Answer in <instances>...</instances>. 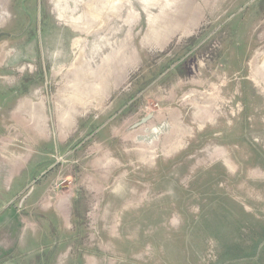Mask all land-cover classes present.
<instances>
[{"label": "rangeland", "instance_id": "374dc122", "mask_svg": "<svg viewBox=\"0 0 264 264\" xmlns=\"http://www.w3.org/2000/svg\"><path fill=\"white\" fill-rule=\"evenodd\" d=\"M0 264H264V0H0Z\"/></svg>", "mask_w": 264, "mask_h": 264}]
</instances>
